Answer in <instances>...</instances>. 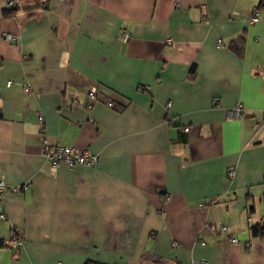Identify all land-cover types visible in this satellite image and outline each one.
<instances>
[{"label":"crops","instance_id":"obj_1","mask_svg":"<svg viewBox=\"0 0 264 264\" xmlns=\"http://www.w3.org/2000/svg\"><path fill=\"white\" fill-rule=\"evenodd\" d=\"M259 1L0 0V264H264Z\"/></svg>","mask_w":264,"mask_h":264},{"label":"built area","instance_id":"obj_2","mask_svg":"<svg viewBox=\"0 0 264 264\" xmlns=\"http://www.w3.org/2000/svg\"><path fill=\"white\" fill-rule=\"evenodd\" d=\"M17 2L18 0H5L7 7H12L16 5ZM258 16H259V12L257 10H254L250 16L249 21L250 22L257 21ZM3 35L10 41H15V36L13 34L4 33ZM124 37L126 39L128 38L127 32H124ZM217 45L218 47L224 46L221 39L217 41ZM0 62H1V58H0ZM88 94L90 98H92L93 100H100L109 107L116 106L114 100L110 98L107 97L98 98L96 90L94 89L90 90ZM169 105L170 102L166 104V107H169ZM243 112H244V106L240 102H237L234 106H232L227 110V114L229 118H239L243 115ZM261 122H264V109L260 112L259 120L254 123L253 128L257 129ZM38 123L40 124V132L42 133L45 132V128L43 126V116L41 114L38 115ZM185 130H188V128L186 127ZM41 151L43 157L47 161L51 170H56L60 166L75 168L77 166H82V165H91V164H95L98 161V156L96 154L89 152L86 149L80 150L73 146L53 144L49 141V139L46 136H43L41 139ZM227 175L229 178H231L234 175L233 168H228ZM17 189H18L17 187H8L6 186L4 181H0V196L6 190L15 191ZM0 204H1V197H0ZM3 218H5V214L1 211L0 219ZM208 229L212 232L219 231L226 233L227 231L226 226L224 225L216 226L215 224H209ZM228 239L230 240V242L234 244L239 243V240L234 236L229 235ZM22 243H23V238L21 237V235L18 232H13L11 237V245L13 247H19L22 245ZM201 244H204V242L201 241ZM173 245L176 246V243L174 242ZM245 245L247 247H252V243L250 241H247Z\"/></svg>","mask_w":264,"mask_h":264},{"label":"trees","instance_id":"obj_3","mask_svg":"<svg viewBox=\"0 0 264 264\" xmlns=\"http://www.w3.org/2000/svg\"><path fill=\"white\" fill-rule=\"evenodd\" d=\"M260 8H264V0L259 1L257 5V9H260ZM16 11H17V6L14 5L12 7H6L5 9L1 11V13L4 16H9V15L14 14ZM250 230L253 235H260V234L264 235V225H261V224L253 225L250 227Z\"/></svg>","mask_w":264,"mask_h":264}]
</instances>
